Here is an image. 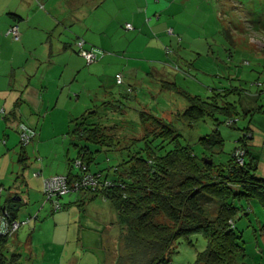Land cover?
Here are the masks:
<instances>
[{
  "label": "rangeland",
  "instance_id": "obj_1",
  "mask_svg": "<svg viewBox=\"0 0 264 264\" xmlns=\"http://www.w3.org/2000/svg\"><path fill=\"white\" fill-rule=\"evenodd\" d=\"M48 1L56 0H34V3ZM168 2H171L169 16L162 18L168 24L164 35L141 32V26H133V30L125 28L122 14L117 10L120 8L118 0L107 1L96 10L83 4L87 12L79 18L87 29L82 25L61 26L64 34L60 40L69 42L75 34L85 36L84 39L92 43L96 60L94 65L83 61L82 67L72 76L69 69L62 75L61 69L55 68L58 63L48 66L47 54L36 37V28L32 30L35 20L24 23V26L30 24L28 33H31L24 42L6 36L16 53L22 54L16 58L18 67L10 68L8 63L1 67L9 53L8 42L0 39V52L3 51L0 53V86L6 85L0 90V111L2 107L9 109V105L24 109L26 103L37 127L36 136L24 149L29 163L22 164L18 161L21 149L15 119L9 117L4 123L0 115V183L5 189H14L18 181L15 189L22 198L16 210L17 220L36 216L30 224L21 225L8 240L6 254H18L20 264H128L127 253L118 248L115 233L110 232L109 227L99 230L101 222L83 215L73 203L79 193L60 196L61 207L54 210L42 194L41 175H35L40 169L46 174L65 173L71 160L73 169L79 170L74 164L78 150L71 142L69 123L85 111L95 109L102 116L89 121L113 126L127 137H139L142 130L138 127V112L146 110L170 123L174 131L181 134V141L189 144L197 154L201 149L198 138L214 128L221 132L224 151L229 152L250 122L255 128L245 131L251 138L249 148L258 159L257 174L264 177V0ZM49 7V4L45 6V10H50ZM51 7L50 12L56 17L58 9ZM168 19L174 23L169 24ZM145 20L148 24V18ZM51 28L55 31L58 25ZM128 32L140 35L132 38ZM149 37L157 49H145ZM106 54L110 55L108 63L99 64ZM56 56L51 55L53 61ZM116 71L122 76V84H116L113 79ZM109 76L112 80H105ZM15 80L18 82L14 84ZM55 80H67L61 96L60 87L52 93L53 88H57ZM41 81L42 89L39 88ZM47 84L50 95L42 103L38 89L45 92ZM33 88L35 94L30 92ZM195 95L204 101L214 100L220 108H226L225 103L234 105V121L230 125L229 121L222 123L227 119L222 114L217 115L220 123L208 117L191 124L180 119L177 113L187 106V96ZM33 117L25 115L22 119L34 125L30 123ZM90 145L92 150L96 149L95 145ZM132 146L129 153L135 150ZM237 151L243 152L240 147ZM127 153L126 148L118 154L99 150L94 153L90 169L101 171L115 164L117 156L127 158ZM224 157L222 154L211 158L217 161ZM242 206L249 210L246 215L234 218L242 248L236 260L241 264H264V210L255 200L243 202ZM205 245V239L198 234L188 240H179L167 264H194L196 254Z\"/></svg>",
  "mask_w": 264,
  "mask_h": 264
},
{
  "label": "trees",
  "instance_id": "obj_2",
  "mask_svg": "<svg viewBox=\"0 0 264 264\" xmlns=\"http://www.w3.org/2000/svg\"><path fill=\"white\" fill-rule=\"evenodd\" d=\"M187 101L177 115L190 124L204 117L220 123L219 114L227 118L222 123L229 121L230 125L234 121L236 112L230 103L220 108L214 100L204 101L197 95L187 96ZM11 114L5 120L9 117L17 123L21 120ZM96 117L102 116L93 109L69 123V136L78 150L75 159L88 171L94 153L99 150L118 154L126 148L127 158L117 156L115 164L91 172L110 184L79 188L75 192L83 197L73 203L82 214L97 219L115 233L118 248L127 253L128 264H167L175 244L195 234L201 235L206 245L196 254L194 264H241L236 260L242 248L234 218L247 214L249 209H243L242 203L250 200L264 210V177L257 174L258 159L249 148L251 138L245 132L252 129L251 123L248 122L244 134L229 152L224 151L221 132L214 128L198 138L201 149L197 154L181 141V134L170 123L146 110L138 112V127L142 130L139 137H127L113 126L89 121ZM29 127L35 136L36 127ZM90 144L96 149L92 150ZM132 145L135 150L129 153ZM26 146L20 145L18 161L22 164L27 160ZM237 147L242 154L235 155ZM222 154L223 159L211 158ZM72 166L71 160L65 172L69 186L80 177L81 169L75 171ZM10 238L11 235H0V264H20L18 254H6Z\"/></svg>",
  "mask_w": 264,
  "mask_h": 264
},
{
  "label": "crops",
  "instance_id": "obj_3",
  "mask_svg": "<svg viewBox=\"0 0 264 264\" xmlns=\"http://www.w3.org/2000/svg\"><path fill=\"white\" fill-rule=\"evenodd\" d=\"M107 1H111V0H56V1H52V3H50L48 1V2L43 3V4L40 3L39 5H35L34 0H0V39L5 41L7 39L6 36H9L6 33L9 26H11L13 24H17L18 32H19V39L13 40V41H19L20 40L21 42H24V38H26L27 35L31 36V33H28V29H30V24H29V26H24V25L26 23L31 22L32 20H35V25H34V27H32V30H33V28H36L35 29V31H37L36 37L39 39V44L43 45L44 52H46V54H47L48 66H51V64L56 66L58 63V66L55 68L57 70L60 68L62 71V75L64 73H66L65 69H69L70 76H72L75 71H78V69H80L82 67V65H83L82 63H83V61H85L84 58L77 53L74 42L77 39H82L83 40V46L86 49H91L92 43L86 41L84 39L85 36L83 37V36L78 35V34H75L74 37L72 39H70L69 42L68 41H61L60 37L64 34V30H62L61 26L73 27L74 25H76L77 27H80L82 25L85 29H87L86 25L81 23L80 18H79V16L81 14H84V13L86 14V12H87L85 10V8H82L83 4H87L89 7H92L94 10H96L97 8L107 4L106 3ZM118 3L120 4L119 5L120 8L117 10L119 12H121L120 14H122V21L125 23L130 22V24L132 26L131 30H133V28H134L133 26H137V27L141 26L140 31L144 32V33L153 34V32H154L155 35H158V34L164 35L167 33L166 32L167 31L166 28H168L167 21H166V19H162V18H164V17L168 18V16H169L168 15L169 13L167 11L169 9V5L171 4V2H168V0H162V1H160V0H131V1L127 0L125 2H123V0H120V2H119V0H118ZM48 4L50 5V7H49L50 10L53 9V7H51V5L58 9L56 12V17H54V15L51 13L52 11L50 12V10H45V6H47ZM165 13H166V15H165ZM150 15H152V16H150ZM23 16H25V17H23ZM23 18H25V20H23ZM145 18H148V24H146ZM87 19H88V17H87ZM43 20H44V23H42ZM45 22H47V25H42V24H45ZM169 22H170L169 24L174 23L171 20H169ZM22 24H23V26H21ZM55 24L58 25V28L55 31H51L53 28V27L51 28V26H53ZM41 26H43V27H41ZM40 28H41V30H40ZM88 28H90V27L88 26ZM46 30H47V34H45ZM48 32H52V35H50V33L48 34ZM38 33H39V35H38ZM41 33H42V35H40ZM128 34L132 35V38H137L140 35V34L136 35L134 32H128ZM120 41H121L120 43L123 44V39H120ZM151 42H152V40L149 37L145 43V49H147V48H150V50L157 49V46H155ZM7 44L8 45L6 48H7L9 55L6 54L7 55L6 56L7 61H4L1 65V67L5 63H8L10 65V68H12L14 66L18 67V65L16 63L17 62L16 58L18 56L20 57L22 54L20 55V54L16 53V50H15L16 48H14V46H12L13 44L10 41ZM29 45H31V44L29 43ZM0 53L2 54L3 51L1 50ZM52 54L57 55L55 61H53L51 58ZM108 56H110V55L109 54L103 55L100 58V61L98 63L102 64V65L105 64V62H107ZM94 63L95 62H93V65H94ZM90 67H92V65L87 67V71L91 69ZM117 72H119V71H116L114 74H116ZM110 79L112 80L111 76H109L105 80H110ZM71 81L72 80H70V82ZM12 82L15 84L18 82V80H15ZM55 82H56L55 84H56L57 88L54 87L52 90V93L54 94V92H56L58 90V88L60 87L59 95L61 96L65 90V88H62V87L67 84V80H55ZM9 83H10V81H9ZM26 84H27L26 82L23 83L24 86H26ZM39 85H40L39 88L42 89L43 81H41L39 83ZM70 85L72 86L71 83H70ZM5 86L6 85H4L3 87L0 86V90L5 88ZM41 89H38V91H39L38 95L40 96L41 102L43 103V101L48 99L49 95H50L49 94L50 92L48 91L49 90L48 84L45 87V90H46L45 92H42ZM30 92H33L35 94L34 88L31 89ZM14 98H15V96H14ZM13 101H15V100L13 99ZM13 106L14 107L11 108V105H9V107H10L9 109H5V107H2V109L0 111V115L2 116V120L4 121V123L6 121L5 117H8L11 113H14L16 116L17 115L19 116V118L21 119L19 122L23 121L22 117L25 115H30L33 117V115L31 114V111H30V106L27 105L26 103L23 104L24 109H21L22 107H18L16 105H13ZM47 106H49L48 102H47ZM123 112H124V110H123ZM30 123L34 124V125H30V126L36 127L34 117H33V119H31ZM16 124H17V121H15V127H16ZM250 126H252V124H250ZM251 128L253 129V128H255V126H252ZM36 129H37V127H36ZM41 131H42V128H41ZM36 134H37V132H36ZM5 144H7L6 141H5L4 145ZM27 158L29 159L28 156H27ZM28 159L26 160V164L29 163ZM33 164H36V162ZM31 165H32V163H31ZM75 171H77V170H75ZM88 171L97 172V171H92L90 169V167H89ZM52 174H65V173H48V174H46V172L45 171L43 172L41 169L37 172V175H41V177H42L41 180H43L44 178H46ZM25 182L27 185V181H25ZM17 184H18V181L15 182V184L13 186L14 189H12V188L11 189L10 188L5 189L3 184L0 183V186L2 187V192L0 194V197H2V198H0V208L3 205H8V202L11 199V197H13L15 195L20 196L22 198V196L19 195V193L15 189L17 187ZM41 185H42V181H41ZM82 197H83V195H81V193H79L75 200L81 199ZM75 200H73V201H75ZM19 206H20V203H19ZM83 215L86 216V214H83ZM12 217L17 219L16 215L12 216ZM98 228H100L99 230H103L105 228V226L103 225V223H101V225H99Z\"/></svg>",
  "mask_w": 264,
  "mask_h": 264
},
{
  "label": "built area",
  "instance_id": "obj_4",
  "mask_svg": "<svg viewBox=\"0 0 264 264\" xmlns=\"http://www.w3.org/2000/svg\"><path fill=\"white\" fill-rule=\"evenodd\" d=\"M124 27L131 29L132 26L130 23H125ZM170 31V29H168ZM6 33L11 36L13 40L19 39V32L17 24L9 26ZM77 53L84 58V60L89 64L96 60V55L91 49H86L83 46V40L77 39L74 42ZM114 80L116 84H122V76L120 73L114 75ZM130 90L129 88H127ZM16 131L18 134L19 144L21 146H26L31 142L32 137L34 136L33 130L23 122H18L16 124ZM242 152L236 150L235 155H240ZM238 161L241 162V158H238ZM74 164L80 168V177L74 181L72 186H69L66 181L65 174H52L42 180V194L46 201L52 203L54 210L59 209L61 205L59 204L58 198L64 194L75 192L79 188H91L109 185L110 181L101 179L98 174H93L89 171L84 170V166L78 160H74ZM37 175V173L35 174ZM2 192V187L0 186V194ZM35 218V217H34ZM33 217H27L24 220H17L12 217L9 209L0 210V235H13L21 225L27 224L31 221Z\"/></svg>",
  "mask_w": 264,
  "mask_h": 264
},
{
  "label": "water",
  "instance_id": "obj_5",
  "mask_svg": "<svg viewBox=\"0 0 264 264\" xmlns=\"http://www.w3.org/2000/svg\"><path fill=\"white\" fill-rule=\"evenodd\" d=\"M207 161H208V163H211V159H208ZM20 200H21V197L20 196H13V197H11L10 203L8 205H3L1 207V210L9 209L11 215L14 216L13 214L18 209Z\"/></svg>",
  "mask_w": 264,
  "mask_h": 264
}]
</instances>
